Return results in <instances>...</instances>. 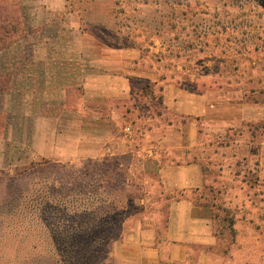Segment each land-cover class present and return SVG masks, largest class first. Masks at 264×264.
<instances>
[{
    "label": "crops",
    "instance_id": "0c3cea01",
    "mask_svg": "<svg viewBox=\"0 0 264 264\" xmlns=\"http://www.w3.org/2000/svg\"><path fill=\"white\" fill-rule=\"evenodd\" d=\"M140 66L134 50L87 39L65 0H0V113L8 117L0 159L18 150L23 162L31 129L32 160L116 159L156 197L148 207L164 211L162 223L136 225L116 249L118 264H210L218 219L205 194L241 177H226L222 160L255 159L264 195V139L239 136L244 124L264 123V101L215 102Z\"/></svg>",
    "mask_w": 264,
    "mask_h": 264
},
{
    "label": "rangeland",
    "instance_id": "374dc122",
    "mask_svg": "<svg viewBox=\"0 0 264 264\" xmlns=\"http://www.w3.org/2000/svg\"><path fill=\"white\" fill-rule=\"evenodd\" d=\"M65 1L87 39L114 50L118 49V44L134 46V49H123L140 54L142 71L201 88L215 102L237 104L255 98L264 101L263 95L243 97V93L254 86L250 81L257 82L262 77L259 68H252L250 59L254 54L250 55L249 51L251 43L261 39L260 33L264 34V0ZM12 5H15L14 1ZM238 53H242L241 56ZM259 89H264V85ZM7 124L8 117L0 113V139L6 134ZM253 125L244 124L245 129H241L245 131L243 139H256L254 135L252 137ZM36 132L35 129L28 132L30 148L23 162L19 160L18 150L13 151L11 161H4V157L0 159V257L13 258L8 264H19L20 258L41 257L50 252L64 257L65 251L59 241L66 235L65 230L72 225L78 230L79 225L90 224L98 209L103 208L112 216L106 217L107 220L103 221L106 227L92 237H102L105 242L108 235H113L110 249L106 250L107 246L103 248L97 241L94 246L89 245L92 249L88 253L93 259L89 260V256L84 261L68 264L88 261L92 264H118L116 249L133 233L136 225L141 223L148 228L153 222H163L164 211L158 213L148 207L156 205V197H147L137 181L132 180L131 173L118 167L116 159H74L55 162L56 169L30 170L31 166L48 161L32 160ZM2 152L4 147L0 144V155ZM225 154L232 153L227 151ZM245 160L237 163L222 160L231 165V169L224 168L226 177L236 174L241 176L235 180L239 182L215 185L213 192L205 194V198L216 205L218 219L219 244L208 250L215 251L216 256L210 259V264H264V195L258 192L255 183V159ZM136 165L135 160L129 163V166ZM27 170L29 172L25 173ZM218 174L213 179L222 182ZM72 177L77 184L88 186V196H79L68 187L64 191L61 189L60 183L65 181L66 185ZM240 180H244L245 186ZM99 187L105 193L102 199L107 200L106 204L94 195ZM236 191L240 192L235 195L233 192ZM70 193L78 201L73 202V210H66L60 199ZM142 195L148 198L146 202ZM116 213L121 218L116 217ZM230 219L235 220L233 226ZM115 223L125 225L124 230L110 234L111 225ZM74 241L75 237L71 239ZM2 243L4 247L9 246L1 247ZM75 248L68 249V252L76 254L78 250ZM199 252L196 251L197 255ZM63 263L54 258L36 264ZM196 263L197 258H193L191 264Z\"/></svg>",
    "mask_w": 264,
    "mask_h": 264
},
{
    "label": "trees",
    "instance_id": "16d2710c",
    "mask_svg": "<svg viewBox=\"0 0 264 264\" xmlns=\"http://www.w3.org/2000/svg\"><path fill=\"white\" fill-rule=\"evenodd\" d=\"M260 34H261L260 35L261 39L258 38L257 39L258 41H255V42L251 43L252 49H251V52L249 51V53H250V55L252 53L254 54L252 59H250V61L252 62L251 64L253 65L252 68L253 69L259 68L262 77H260V79L257 82L250 81V84L254 83V86L249 91H247V92L245 91V93H243V97L246 98V99H248L250 97H254L256 95H263V97H264V89H259V87L264 85V73H263L264 72V34L263 33H260ZM4 45H6V44H4ZM116 46H117L116 48H118V49H123V48L134 49L135 48L134 46H127V45H126L127 46L126 47L123 44H118ZM244 53H245V51H244ZM241 54L242 53H240V54L238 53V55H240V56H241ZM3 85H5V80H3L2 76L0 75V87H3ZM147 88H149V86ZM146 92L148 94L150 91L147 89ZM250 101L251 102H255V103L259 102L258 99H256V98L253 99V100H246V102H250ZM261 125L262 126H260V125L254 126L253 125L254 126L253 135L256 138L264 139V123L261 124ZM242 135H243V132L239 134V136H242ZM251 152L256 155L258 153V146H252L251 147ZM56 164L57 163H55V162L53 163V162H50V161H45V162H42L40 164H36V165L31 166L30 170H34V172H36V171L43 172V171H47L49 169H56L58 167ZM118 167H119V164H118ZM28 172L29 171L27 170L25 173H28ZM21 176H23V174ZM64 183H65V181H64ZM64 183H62V182L60 183L61 184V189L63 191L65 189H67V187H68V190H71V192L72 191L73 192L74 191L78 192L79 196H83V197L85 196L86 197V196L89 195L88 186L77 184L76 180L73 177L69 178V180L67 181L66 185H64ZM255 183H257V176H255ZM210 192H213V189L210 190ZM70 194L68 196H62L61 199H60V202L65 205L66 210H73L72 209V207L74 206L73 202L78 201V200H75V197H71L73 193H70ZM94 195H95V197H98L100 199L102 204H106L107 200L105 202L104 199H102L105 196V193L102 190V187H99L98 190L94 193ZM143 197H144V195H142L141 198L144 199ZM212 204L214 205V207H216L214 202ZM22 210H23V208H22ZM83 210H85V208ZM85 211L88 212L87 210H85ZM85 211H83V212H85ZM5 212H8V211H5ZM77 214H79V213H77ZM87 214H89V213H87ZM111 214L112 213L106 211L103 208L102 209H98L96 211V213L93 214L94 217H92V220H91L90 224L88 223V225H79L78 226L79 227L78 230H76L74 228V226L72 225L71 228H69L68 230H65L66 235L63 238H60V241H59L60 242L59 243L60 247L65 251V256L64 257L61 256L62 254H57V253H53L52 254L50 252V254L48 253L45 256H41V257L40 256H36V257H29V258H23V259L20 258L19 264H31V263L32 264H36V263H40V262H42L44 260L48 261V260H52L54 258H57L58 261L64 262L63 264H68V262L74 263L77 260H81V261L83 260L84 261L89 256L91 257L89 260L93 259L91 254L88 253V251L90 249H92L91 246L93 245V243L95 244L97 241H100L102 243L103 248L105 246H107L106 250H108V249H110V245L113 242L112 241V238H113L112 236L113 235L111 237H110V235H108V239L105 242H104L105 239H103L102 237H98V238L92 237V235L96 231L100 232L101 230H103L106 227V224H104L103 221H106L107 220L106 217L110 216ZM117 214L118 213H116V217L121 218V216L117 215ZM216 218H217V215H216ZM229 223H230L231 226H233L234 223H235V220L234 219H232V220L230 219ZM124 226H122V224H117V223L112 224L111 225V229H110V231L112 233H110V234H115V232H117V231L124 230L123 229ZM234 233H235V231H234ZM74 237H75V241L71 242V239L74 238ZM89 245H91V246H89ZM7 246H9V245H6L5 247H7ZM1 247H4L3 243L1 244ZM74 247H77V248H75V249L78 250L77 253L76 254H72V253L70 254V252H68L69 251L68 249H74ZM56 254L60 255V256L57 257ZM4 257L8 258V256H6V255L1 256L0 257V264H3V263L8 264V263H10L9 261L13 260V258H11V257L8 258V259H6ZM102 259H103L102 261H106L105 258H102ZM88 262L89 263H85V264H92L93 263L92 261H88Z\"/></svg>",
    "mask_w": 264,
    "mask_h": 264
},
{
    "label": "built area",
    "instance_id": "2783aa9c",
    "mask_svg": "<svg viewBox=\"0 0 264 264\" xmlns=\"http://www.w3.org/2000/svg\"><path fill=\"white\" fill-rule=\"evenodd\" d=\"M127 131L130 132V129L128 128Z\"/></svg>",
    "mask_w": 264,
    "mask_h": 264
}]
</instances>
